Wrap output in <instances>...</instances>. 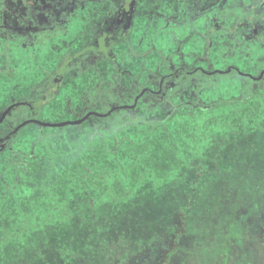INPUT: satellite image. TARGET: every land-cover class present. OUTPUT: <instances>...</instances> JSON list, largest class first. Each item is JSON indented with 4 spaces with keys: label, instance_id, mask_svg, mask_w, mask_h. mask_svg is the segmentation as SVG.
Wrapping results in <instances>:
<instances>
[{
    "label": "rangeland",
    "instance_id": "374dc122",
    "mask_svg": "<svg viewBox=\"0 0 264 264\" xmlns=\"http://www.w3.org/2000/svg\"><path fill=\"white\" fill-rule=\"evenodd\" d=\"M93 5L88 0L76 14V30L71 25L67 36H51L56 50L44 42L19 64L11 46L8 64L0 58V119L21 127L15 153L5 169L0 165V264H264V100L232 101L235 89L224 71L202 75L205 64L189 56L200 54L199 36L186 24V56L177 59L170 54L172 23L162 32L146 27L134 55L126 56L130 28L122 22V39L108 49L120 68L118 82L128 84L136 71L134 100L107 94L116 86L108 82L92 95L93 75L71 57L61 63L58 81L57 74L44 75L38 65L50 69L52 52L61 61L77 51L76 42L71 50L63 43L87 25ZM136 22L142 30L146 21ZM149 43L155 50L146 54ZM218 46L209 47L215 66H221L215 51L224 67L247 61ZM153 62L170 79H200L182 100L181 115L159 119L152 111L140 119L130 111ZM250 72L249 64L241 68ZM42 77L43 87L32 90Z\"/></svg>",
    "mask_w": 264,
    "mask_h": 264
},
{
    "label": "flooded vegetation",
    "instance_id": "af4514ba",
    "mask_svg": "<svg viewBox=\"0 0 264 264\" xmlns=\"http://www.w3.org/2000/svg\"><path fill=\"white\" fill-rule=\"evenodd\" d=\"M87 2L88 0H0V58L5 60V65L8 64L7 58L10 57L8 51L11 46L20 53L19 64L31 57L30 50L42 51L44 42H49L48 49L56 50L55 47L58 45L52 42L53 38L56 35L67 36L71 25L74 30L80 26L75 22L79 18H76V14ZM91 2L96 3L98 8H94L93 5V11L84 16L85 20L89 19L87 25L84 23L82 30L78 29L67 43H63L71 50L72 42H76L77 51L73 54L65 52L61 56V61H58L57 53L52 52L49 60L50 69L45 67L42 61L38 65L44 75L57 74L55 80L58 81L61 63L65 58L71 57L69 61L73 62V65L78 64L81 71L88 70L93 75L92 95L99 92L102 83L108 82L116 86L113 93L108 91L107 94L134 100L133 88L138 86L135 82L136 71L131 69L134 73L129 72L128 84L123 83L122 80L118 82L115 75L120 68L115 63L114 53L108 47L115 40L119 41L118 38L122 39L120 25L123 21L126 22L127 29L130 28L126 35L127 42L124 41L121 51L126 56L134 55V46L140 44L146 27L149 29L151 25H157L156 31L162 32L172 23L177 34L174 35L175 43L171 48V55H175L177 59L186 56L182 53V46L187 39L185 32L187 25L199 36L196 44L200 45L198 49L200 54H193V50H190L189 56L193 57V61L205 64L202 75H213L216 70L224 71L221 73L222 77H228L230 86L235 89L233 95L228 94V99L232 101L264 100V0H116V2L111 0L105 5L102 0H91ZM100 9L103 14L98 16L102 12ZM137 19L147 22L143 24L142 30L134 28ZM159 19H161L160 23ZM209 36L214 37L216 42L210 40ZM211 43L216 45L218 50L220 49L218 44L227 48L229 58L244 55L251 72L247 75L241 73V68L248 66L246 62L224 67L223 57L219 56L217 51L213 59L221 66H215L209 57ZM131 44H134L133 50L129 47ZM151 49L155 50L149 43L146 54ZM185 65L173 68L175 74L177 69H183ZM150 67H152L151 72L147 73L144 87L140 90L143 91L142 95L134 106H129L134 118H148L152 116V111H155L154 114L160 117L159 119L181 115L182 100L184 97L189 99L193 96L191 86L198 85L200 79H187L184 76L177 80L170 79L172 74L168 70H163L161 74L157 72L158 62H153ZM108 71L110 73L113 71L109 78H107ZM122 71L128 74V71ZM43 77L34 82L35 86L32 90L43 87ZM56 85L53 86L51 83V88ZM244 90H249L250 94L238 99V95ZM35 97L37 101L39 97ZM25 100L28 108L32 109L31 101ZM20 128L18 125L7 123L6 117L0 119V165L4 169L8 164L9 156L15 153L13 142Z\"/></svg>",
    "mask_w": 264,
    "mask_h": 264
},
{
    "label": "water",
    "instance_id": "95a60500",
    "mask_svg": "<svg viewBox=\"0 0 264 264\" xmlns=\"http://www.w3.org/2000/svg\"><path fill=\"white\" fill-rule=\"evenodd\" d=\"M89 115H86V116H83L81 118H79L78 120L74 121V122H71L69 124H78V123H81L84 119H86ZM28 123H36V121H27ZM67 123H64V124H61V125H58V126H64L66 125ZM52 126H55V125H52Z\"/></svg>",
    "mask_w": 264,
    "mask_h": 264
},
{
    "label": "trees",
    "instance_id": "16d2710c",
    "mask_svg": "<svg viewBox=\"0 0 264 264\" xmlns=\"http://www.w3.org/2000/svg\"><path fill=\"white\" fill-rule=\"evenodd\" d=\"M159 120V119H158ZM146 130H149V128L148 129H146ZM203 133H201V135H202ZM202 137V136H201ZM159 148V147H158ZM188 152H187V150L186 151H183V153L182 154H187Z\"/></svg>",
    "mask_w": 264,
    "mask_h": 264
}]
</instances>
